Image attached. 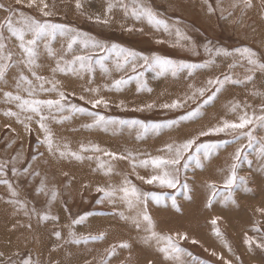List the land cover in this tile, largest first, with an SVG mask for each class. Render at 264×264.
Here are the masks:
<instances>
[{
    "label": "rangeland",
    "instance_id": "374dc122",
    "mask_svg": "<svg viewBox=\"0 0 264 264\" xmlns=\"http://www.w3.org/2000/svg\"><path fill=\"white\" fill-rule=\"evenodd\" d=\"M109 3L114 5L110 12ZM137 4L150 8L168 30L149 24L146 18L133 17L131 10ZM41 9L51 14L45 16ZM8 15L14 21L28 17L64 25L78 38L69 49L68 37L57 34L49 44L52 54L44 46L45 39H40L36 62L28 65L20 42L6 29H0L5 53L12 54L10 67L0 81V181H7L0 183V264H23L25 260L31 264H264V248L257 247L264 243V157L258 154L264 143V128L254 123L238 130L252 132V147L247 146V136L233 142L236 133L232 132L199 137L198 143L224 146L207 159L193 147L191 152L200 157L201 166H196L195 159L189 160L186 169L181 167L175 188L145 183L139 177L147 179L157 173L150 165L138 164L151 157L167 156L166 145L196 137L224 120L238 122L245 113L250 117L264 115V71H249L251 66L236 51L251 49L264 63V0H251V7H245L242 0H34L31 5L29 0H0V22ZM81 40L98 42L105 50L85 48ZM113 45L138 54L135 70L131 64L116 69L117 54L110 51ZM217 49L230 55L216 54ZM84 55L92 57L91 71L81 69L78 61L72 63L76 56ZM101 57H105L101 63L107 72L97 62ZM141 57L207 66L191 73L184 69L175 76L171 72L158 75ZM57 65L65 70L54 71ZM225 75L240 83H226L211 102L203 104L216 87L207 81ZM21 76L26 79L20 80ZM36 76L43 77V81ZM120 79L127 83L113 87ZM138 82L144 85L140 90ZM199 88L206 89L204 96L196 93L194 99H189ZM6 92L42 101L57 100L60 93L64 94L63 111L41 107L52 136L51 152L43 143L45 132L40 128V117L21 110L19 101L6 97ZM98 99L106 103L93 107L91 102ZM176 100L181 102L180 107H163ZM72 105L85 111H72ZM201 105L197 118L180 119ZM233 105H238L235 111L231 110ZM9 112L17 115H6ZM90 113L128 123L97 125ZM132 121L149 125L177 123L145 133ZM241 146V157L234 161L236 149ZM94 147L100 151H94ZM105 153L115 154V158ZM234 162L238 165L236 175L244 183L238 181L232 199L225 202L228 193L223 185ZM125 181L127 186L135 187L141 200L145 193L150 194L146 206L152 231L173 238L184 250L179 260L165 259L159 251L166 241L145 242L150 235L148 222L139 215L144 203L129 208L120 191L112 202L104 199L97 203L103 196L98 187L118 190L126 186ZM210 184L223 195L213 198L209 206L213 191ZM152 195L163 199L157 203ZM121 213L126 218H121ZM85 214L81 223H73ZM43 215L49 219L41 220ZM134 217L140 222L139 228ZM101 235V239H92ZM246 238L255 243L246 244Z\"/></svg>",
    "mask_w": 264,
    "mask_h": 264
},
{
    "label": "snow or ice",
    "instance_id": "6c2138e0",
    "mask_svg": "<svg viewBox=\"0 0 264 264\" xmlns=\"http://www.w3.org/2000/svg\"><path fill=\"white\" fill-rule=\"evenodd\" d=\"M34 0H29V5L33 3ZM245 7H251V0H242ZM17 3H20V0H17ZM41 3H43V0H41ZM121 6L126 8V5L121 4ZM77 7H80L79 2L77 3ZM114 7L112 3H109L108 5V11L110 12L111 9ZM44 8H47V4H44ZM11 12V9L8 10ZM43 12V9H41ZM209 11H212L211 6H209ZM50 12H43V15L47 16L50 15ZM131 15L135 17L136 19L146 18L149 24H152L154 26H163L165 31L168 30V25L157 18L156 14L152 12L150 8H147L146 6L137 4L135 5L131 10ZM104 23H107L105 20ZM17 24L21 26H17ZM0 29H6L8 33L11 34V36L15 37L20 43L19 48L24 53L25 57L27 58L28 65L35 64L36 57L38 55L37 52V43L40 39H45V48L48 49L49 54H52L51 49L49 48V44L52 39H54L57 34H59L62 37H68V48L71 49L72 45L76 43L77 41V35H73L72 29L66 28L64 25H58V24H51V23H41L35 19L32 18H22L20 21H14L12 15H8L5 17L3 22H0ZM177 36L179 37L181 34L179 30H177ZM31 38H27V37ZM187 39L186 37H184ZM4 40V36L2 32H0V81H3L5 78V74L10 67L9 61L12 59L11 53H5V45L2 43ZM85 48L92 47V48H99L100 50H105L104 46L99 44L98 42L89 41V40H81L80 41ZM110 51H115L117 54V61L115 63V67L117 70L123 69L125 65L131 64L133 67V70H135V63L134 61L137 59L138 54L132 51H128L125 49H117L116 45L112 46V49ZM208 51L211 52L209 49ZM240 57H242L244 60H246L247 64L251 66L249 68V71H264V63L259 62L255 58V53L251 51V49L248 48H242L236 50ZM216 54H223V55H230V53L222 52V50L217 49ZM92 57L91 55H84V56H76L74 61L72 63H75L78 61L80 63V68L84 69L87 68L88 71H91V64L89 63L91 61ZM105 59V57H101L100 61H97L98 63H101V61ZM141 59L144 60L145 65L152 67L154 70H157L158 75H163L166 72H171L173 76L177 75V73L183 71L184 69H187L189 73L192 72L193 69H196L198 67H206L207 65H196V64H184V63H177L173 60L161 58V57H152L151 60L148 57H141ZM235 65H231L230 67H234ZM101 67L104 68L103 64L101 63ZM64 71V68H61L59 65H57V69H54V71ZM69 70L71 67H69ZM104 71L107 72L108 69L104 68ZM33 75L35 76V72H33ZM26 78L24 76L20 77V80H25ZM36 79L38 81H43V77L36 76ZM247 80H251V76L246 77ZM27 83H31L30 81H26ZM127 83L126 80L120 79L116 80L114 82L113 87L119 88L123 84ZM226 83H240L239 80H234L231 76L225 75L223 79L217 77L215 79H210L207 81L208 85L216 86L215 91L211 93V95H208L207 98L203 101V104H208L211 102L217 93L221 91L223 86ZM144 85L142 82H138V88L137 90H140L141 87ZM17 87H19V82H17ZM41 89H43V84L40 85ZM189 87H192L189 85ZM92 91H95L93 89ZM206 89L205 88H199L196 90V92L193 93L192 97H189V99H194L196 93H198L200 96H204ZM4 95L12 100L19 101L18 107L21 108L23 111H30L40 117V128L45 132V137L43 140V143H45L48 146V150L51 152L53 149V141L50 131L48 130L46 124L44 123L46 117L41 114V107L47 106L49 109L56 107L58 111H63L64 105L61 104V100L64 99V94L60 93V99L57 100H35V99H22L21 96L15 95L13 96L11 92H6ZM29 95H32V92L29 91ZM93 104V107H96L97 105L101 103H106L102 99L94 100L91 102ZM181 106V102L179 100L173 101L171 104H165L163 105L164 108H178ZM72 111H78V112H84L85 109L83 108H77L75 105L70 106ZM151 107V105H149ZM200 107L198 106L196 109H193L192 111L187 112L184 116H182L181 120H191L194 118H197L200 115ZM238 105L232 106V111H235ZM6 115H17V113L9 112L6 113ZM94 117V124H104L108 125L111 123H128L126 121H119L114 122L111 120H107L104 116L98 115L96 113H90ZM66 118V117H65ZM27 119L31 120L32 117L28 116ZM133 124H139L143 132H149L154 131L158 132L162 127L174 125L177 123V121H170L167 125H161V124H144L140 121H132ZM258 124L260 127L264 128V115L262 116H256V117H250L245 113L244 115L239 116L238 122H230L227 120L222 121L219 125L213 126L208 128L207 130L200 131L198 136L193 137L191 139H187L180 143H174V144H168L165 146L167 156H155L151 157L146 160H141L138 162L139 166L141 167H148L149 165L156 171L157 174L151 175L149 178L145 179L144 177H139L140 179L144 180L145 183L152 184L154 182H158L160 186H166L168 188H175L177 186V183L179 181V173L181 171V167L187 168L188 167V161L195 159L196 166H201L200 157L198 155H194L191 152V149L195 147L196 153L203 152L204 159H207L210 154L216 152L219 148L224 146L222 143H198L199 137H205L210 135H215L219 133L224 132H232L236 133L233 137V142L238 141L241 136H247L248 138V147H252V143L255 140V137L252 135L251 131H239L238 130H244L250 125ZM93 125H88V127H92ZM27 127V125H26ZM227 143V142H224ZM67 147V146H65ZM82 150H87L82 146ZM94 151H100L98 148H93ZM243 150V146L236 149L235 155L233 157L234 161H238L241 157ZM258 154L262 157H264V143H261V146L258 150ZM61 156L65 155V152L60 153ZM71 155L75 156L76 159H82L81 156L77 155L76 153H71ZM105 155H112L113 158H115V154H109L105 153ZM35 158V157H34ZM121 159H125L127 157H120ZM136 166L135 164L133 165ZM237 163H233L230 167V174L227 176V178L224 181L223 188L225 191H227L228 195L224 197L225 202L230 201L232 199V190L234 186L237 185V182L239 181L241 184L244 183V179L242 177H237L236 175V168ZM110 170V169H109ZM15 171V169H13ZM27 171V169L25 170ZM0 183H7V181H0ZM124 187H121L120 189H110L105 190L104 188H97L98 192H102L103 196L101 200H98L97 203H101L104 199H108L109 202H112V197L116 195L117 191L123 192V196L121 197L122 200L125 201L127 206L129 208H132L135 206V203H144L145 207L143 211L139 214L143 221L148 222V231L150 232V235L148 237H145V242H148V240L156 239L157 242L160 240L166 241L165 246L160 247L159 251L162 252L165 256V259H175L179 260L180 255L183 253V249H181L178 244H176L172 237H160L152 231V221L151 217L147 213V206L146 201L150 194L145 193L144 199L141 200V196L139 193H137V190L134 186H127L128 182L125 181ZM185 190H187V185L183 186ZM210 188L213 189L212 195L209 197V206L211 203V200L215 198L217 195H223V192L216 190V186L213 184L209 185ZM9 190L11 191V185H9ZM42 190V189H41ZM247 190V189H245ZM12 195H16V193L13 191ZM53 198H55V193H53ZM134 198V199H133ZM152 199L155 200L157 203H159L163 197L162 196H156L152 195ZM234 203V201H232ZM173 207H175V201L173 200ZM85 216L80 217L79 219L75 220L73 223H81L85 218ZM121 218L124 217L123 213L120 214ZM41 220H47L49 217L47 215H43L40 217ZM52 219H55V217H52ZM133 222L136 224V227L139 228L140 222L137 218H133ZM216 219H213L211 223L213 225L216 224ZM214 232L217 236L220 235L219 231L217 229H214ZM55 235L59 238L60 233L57 232ZM102 235L99 237H92V239H101ZM180 239H186V236H180ZM195 243L196 241H192ZM246 244L255 243L254 240L251 238L245 239ZM120 247H128L127 244H121ZM257 247L264 248V243L257 244ZM112 253L110 252L109 255ZM214 254V253H213ZM190 255V253L188 254ZM23 264H31L29 260H25ZM228 264V262H226Z\"/></svg>",
    "mask_w": 264,
    "mask_h": 264
}]
</instances>
